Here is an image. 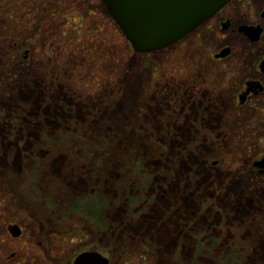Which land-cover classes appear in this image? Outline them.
Here are the masks:
<instances>
[{"label":"rangeland","instance_id":"374dc122","mask_svg":"<svg viewBox=\"0 0 264 264\" xmlns=\"http://www.w3.org/2000/svg\"><path fill=\"white\" fill-rule=\"evenodd\" d=\"M40 1L0 0V220L16 222L25 231L18 241L0 234V264H70L89 248L103 250L109 264L206 262L198 248L211 239H216L220 257L236 244L238 264H264V177L252 168L264 149L255 142L264 130L251 129L258 118L233 116L225 127L218 89L210 98L215 114H200L196 123L188 108L180 115L175 106L179 89L192 80L189 66L206 54L188 50L191 41L140 60L95 0H61L64 7L56 15L49 9L57 3ZM86 11L95 16L87 17ZM24 51L26 60L21 59ZM138 90L141 100L136 103ZM34 92L46 94L48 103L65 94L74 110L63 128L49 120V130L16 148L9 145L16 116L26 117L30 109L20 98ZM13 105H22L24 112L11 114ZM45 118L52 119L40 115L39 120L45 123ZM190 124L206 137L204 146L187 142ZM210 126L221 130L220 138ZM160 133L166 136L164 145ZM125 149L146 157L148 177L138 183L145 193L136 205L139 211L128 217L117 214L115 203L107 206L104 220L112 242L106 245L88 220L67 217L64 208L53 211L51 202L57 198L52 195L57 188L79 197L101 191L115 200L106 162L130 164L121 154ZM96 161L103 164L101 176L92 169ZM44 228L48 252L36 246ZM11 253L16 258L8 260Z\"/></svg>","mask_w":264,"mask_h":264},{"label":"flooded vegetation","instance_id":"af4514ba","mask_svg":"<svg viewBox=\"0 0 264 264\" xmlns=\"http://www.w3.org/2000/svg\"><path fill=\"white\" fill-rule=\"evenodd\" d=\"M60 1L61 0H52V2L57 3L59 7H53L54 10L51 11V6L49 9L51 13L56 15L62 12L64 6H60L62 5ZM84 1L85 0H80V2ZM48 2L50 1H40L42 5H46ZM77 2L78 0H75V3ZM96 3L102 7L104 14H106L109 19L110 25L116 27L115 22L107 14L106 8L102 2L100 0H95L94 5ZM46 7L48 8L50 6L47 5ZM85 13L87 17L95 16V14L90 11H86ZM191 41L194 42L191 43L190 46H186L189 47L188 50L193 51V49H196L200 54H206L207 58L203 59V55L201 57L202 61L194 62L193 66L190 65L188 68V73L190 77L192 76V80L185 90L179 89V93L175 97V106L179 108L180 115L185 114L184 111L188 108L189 113L194 116L193 120L196 123L200 114H215V109L214 106H212L210 98L212 90L214 94H217L215 89H218L219 95L223 97L218 106L222 108L224 115L227 117L224 122L226 124L225 127H228L234 121L232 119L233 116L250 115L258 118L257 120H253L251 129H253V131H257L260 128L264 130V0H230L223 8L193 32L172 46L160 51L137 54L127 41L126 43L131 47L134 55L138 56L141 60L142 57H147L148 54H156L175 49ZM210 43H214L212 49L208 51L205 50L209 47L208 45H210ZM27 57L28 51H24L21 55V59L26 60ZM137 66H141L140 63H137ZM143 70L145 74L148 73L146 67H143ZM145 80L149 82V78H145ZM198 87H200L199 91H197ZM44 91H46V89H44ZM46 96V94L43 95L44 98H47ZM136 96L135 99L137 103L138 99L141 100L139 90ZM155 98L156 95L154 94L150 99ZM29 99L30 98H23L21 101L24 105H28ZM141 103H143L147 109H150V103H144L143 100ZM48 104L53 106L49 111L54 113L53 118L58 129H61V127L63 128V124L59 122L57 116L63 115L64 121V119L71 116L74 110L68 106L70 103L65 97V94L58 97L54 102L50 101ZM23 108L22 105H13L9 106L8 110L11 114L18 112L22 113L24 112ZM83 108L85 111L88 110V106ZM110 110H112V108ZM30 112L31 110L28 108L26 117L20 116V113L16 116L15 122L17 126H15L14 130L15 138L18 142L23 141L27 134L24 123H26V127L28 123H32L30 121ZM202 122L201 124L204 125V121ZM175 125L177 127L179 124L175 123ZM189 127L190 134L187 142L193 143L196 147L204 146L207 142L206 137L200 136L199 130L194 125L192 126L190 124ZM178 128H175V131ZM210 129L211 131H214V129L218 130L216 133L217 137H221V133L219 132L221 130L212 126H210ZM64 130L70 131L67 126L64 127ZM148 130L150 136H152L153 131L150 129H146L145 133H147ZM10 134L11 128L8 135ZM145 136L146 138L149 137V135L146 134ZM158 140L164 145L166 143V136L163 137L160 133ZM255 142H261L264 146V133L257 135L255 137ZM257 154V158L252 162L253 173L257 176L264 177V149ZM257 201L260 202V200ZM15 230L20 234L18 237H13L11 235V231ZM46 231V228H44L40 236V238H42L41 240L45 241V244L43 245L41 240L36 242V246L44 252H48L51 248L48 238L49 235L47 236ZM2 233L9 239L18 241L24 236L25 231L23 227L16 222H4L0 220V234ZM95 250L89 248L87 251ZM79 254L80 253L76 254L70 264L73 263ZM14 258H16V254L11 253L7 259L13 260Z\"/></svg>","mask_w":264,"mask_h":264},{"label":"trees","instance_id":"16d2710c","mask_svg":"<svg viewBox=\"0 0 264 264\" xmlns=\"http://www.w3.org/2000/svg\"><path fill=\"white\" fill-rule=\"evenodd\" d=\"M36 92H34L31 97H24L30 98L28 103L31 110L30 116L33 114L36 119L34 122L35 124L28 123L27 127L24 126L26 128L27 134L25 135L23 141L26 139L27 143H30L32 138L38 139L40 132L42 130H46L45 128H48V130L50 129L46 125L47 121L52 120L53 123H55L53 118L54 113L49 111V109L53 106L48 104L47 98H44L42 94H39V96L36 95ZM21 100H23V98H21ZM40 115L47 117L51 116L52 119L45 118L44 123L39 120ZM63 118V115L57 116V119L61 124L63 123ZM33 131L36 133L34 134ZM64 137L65 136L62 138L64 139ZM49 141L53 143L55 142V139H50ZM20 142L21 141L18 142V140L16 141V138L14 137V140L10 141L9 145H14L16 148H18L17 144ZM124 152L125 155L123 152L121 154L122 156L127 157L130 164H121L119 161L113 163L106 162V167L109 166V168H111L110 170L112 171V174L117 175L112 180L110 179L112 174H109V176L106 177V181H108V183H110L115 189L117 195L115 200L110 199L106 194H103L98 190L97 194L79 197L69 194L63 189L61 190L57 188L55 189L57 192H54L52 195L53 198H57V201L53 199L51 202V208L53 211L59 207L62 209L64 208L62 212L65 216L72 217L75 215L76 217H81L88 220V222L95 229L96 234H98L99 237H102L101 241H103L106 245L111 244L112 238L108 228V223L106 220H104V210L107 208V206H109V204L115 203L116 208H118L117 214L124 215L125 217H128L133 213L136 214L139 211V209L136 208V205L141 201V198H143L144 194L142 196V193H145L144 190L141 191L140 187L142 186H139L138 183H140V181H144L148 177V172L146 170L147 167L145 166L146 157H140L139 153L131 155L128 153V149H125ZM92 169L98 176H101L104 171L103 164H100V162L97 163V161L93 163ZM129 174L131 175L130 178L128 177ZM178 216L181 217L180 214H178ZM180 225V223L179 225L177 224V229L180 233H182ZM216 245V239H211L207 245L199 246L198 253L207 256L206 258H208V260L206 262L195 260L185 264H238L239 258L237 252L239 249L237 248L236 244H231L230 247L228 246L226 253L222 257L216 254L218 250L216 249Z\"/></svg>","mask_w":264,"mask_h":264},{"label":"water","instance_id":"95a60500","mask_svg":"<svg viewBox=\"0 0 264 264\" xmlns=\"http://www.w3.org/2000/svg\"><path fill=\"white\" fill-rule=\"evenodd\" d=\"M137 54L166 49L209 20L230 0H100ZM13 237L19 232L11 231ZM103 250L80 253L72 264H109Z\"/></svg>","mask_w":264,"mask_h":264}]
</instances>
